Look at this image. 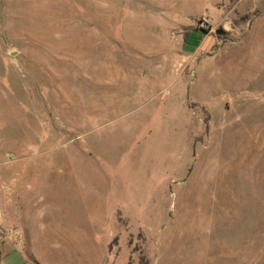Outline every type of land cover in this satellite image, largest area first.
Here are the masks:
<instances>
[{
  "label": "rangeland",
  "instance_id": "obj_1",
  "mask_svg": "<svg viewBox=\"0 0 264 264\" xmlns=\"http://www.w3.org/2000/svg\"><path fill=\"white\" fill-rule=\"evenodd\" d=\"M0 264H264V0H0Z\"/></svg>",
  "mask_w": 264,
  "mask_h": 264
},
{
  "label": "water",
  "instance_id": "obj_2",
  "mask_svg": "<svg viewBox=\"0 0 264 264\" xmlns=\"http://www.w3.org/2000/svg\"><path fill=\"white\" fill-rule=\"evenodd\" d=\"M15 52H11V54L13 55Z\"/></svg>",
  "mask_w": 264,
  "mask_h": 264
}]
</instances>
